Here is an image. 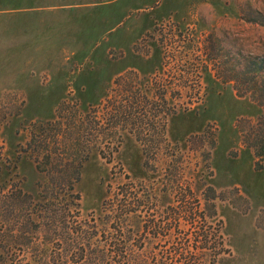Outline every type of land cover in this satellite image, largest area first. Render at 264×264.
I'll list each match as a JSON object with an SVG mask.
<instances>
[{
    "label": "rangeland",
    "instance_id": "374dc122",
    "mask_svg": "<svg viewBox=\"0 0 264 264\" xmlns=\"http://www.w3.org/2000/svg\"><path fill=\"white\" fill-rule=\"evenodd\" d=\"M263 80L264 0H0V264H264ZM106 100L119 147L81 161L59 129Z\"/></svg>",
    "mask_w": 264,
    "mask_h": 264
},
{
    "label": "trees",
    "instance_id": "16d2710c",
    "mask_svg": "<svg viewBox=\"0 0 264 264\" xmlns=\"http://www.w3.org/2000/svg\"><path fill=\"white\" fill-rule=\"evenodd\" d=\"M115 84L118 85L119 82L117 81ZM259 85L264 87V80L262 81V83H259ZM124 91L127 95L128 92L131 95L132 89L130 87L128 89L126 88ZM120 94L121 93H118L117 96ZM115 99L116 100L114 101V104H112V118L114 117L115 119H118V121L121 118L125 119V121H127L128 118H132L133 114L131 112V109L133 108L134 104H136V102L131 101V99H125L124 97H122V99ZM108 102L109 100H106V102L103 104V111L101 114L98 113V110L92 107L85 114L73 111V120L71 121L72 126H70V128L68 129L67 125H65L64 128L59 129L62 131L61 138H63L64 135H69L70 139L72 140L71 148L83 153V156L80 158L81 161L86 157V155H88L91 149L94 148L98 150L99 154L102 157L108 156V159H110L112 156V152L117 151V148L119 147V139L114 142L111 147H109L108 141H104V136L109 134L112 136V139L115 136L116 139L120 136L117 134L118 130L115 129L116 125L112 123L111 116H109L108 112H104L107 108ZM166 114H168V112H166ZM117 123L118 122H116V124ZM51 124L52 123L50 122L46 123V125ZM253 127L255 132H251L250 135H246L245 139L247 145L253 148L254 155L258 158V160H260L264 158V116L261 117L258 122L253 125ZM28 146L29 148H33V150L36 151L34 159L37 169L41 172H44V174H46L47 176L53 174L54 171L55 173L59 172L66 165H68V167L74 168V175L72 176V178H70L71 183L69 186V189H72V182H76L79 180V169L81 166V161L79 160L74 165L73 163L67 164L68 158L66 155L68 147L65 140L63 141V143H61V140H58V138H56L54 140L53 146L50 147L47 137L43 136L42 133L33 132L31 133ZM105 146L108 147L109 151H106ZM258 164L259 165L257 166V168H260V163ZM63 179H65V177ZM67 196L71 200H75L72 202L70 201V203H72L73 205L79 204V194L69 193Z\"/></svg>",
    "mask_w": 264,
    "mask_h": 264
}]
</instances>
